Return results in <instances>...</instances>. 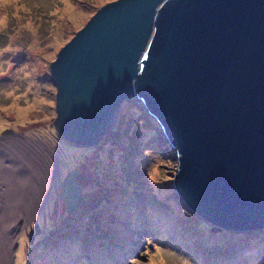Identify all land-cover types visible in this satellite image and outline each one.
<instances>
[{
  "label": "water",
  "instance_id": "water-1",
  "mask_svg": "<svg viewBox=\"0 0 264 264\" xmlns=\"http://www.w3.org/2000/svg\"><path fill=\"white\" fill-rule=\"evenodd\" d=\"M50 74L54 127L68 145H98L124 100L142 96L177 149L175 189L194 215L264 228V0H115L60 50ZM78 176H64L68 209L83 199Z\"/></svg>",
  "mask_w": 264,
  "mask_h": 264
},
{
  "label": "rangeland",
  "instance_id": "rangeland-1",
  "mask_svg": "<svg viewBox=\"0 0 264 264\" xmlns=\"http://www.w3.org/2000/svg\"><path fill=\"white\" fill-rule=\"evenodd\" d=\"M113 1L0 0V149L15 146L23 152L21 139H30L32 150L34 147L38 151L34 157L27 158L31 167L20 162L16 153L9 157L20 162L21 177L34 170L33 178L39 182L38 172L44 171L48 180L47 166L52 167L49 163L42 166L46 155L40 151H50L57 163L54 182H62L67 173L79 171L87 181L85 184L80 176L77 178V182L83 184L86 198L94 199L101 182L118 184L123 191L133 193L141 205L155 203L161 195L187 235L173 231L169 234L175 239L182 238L180 243L186 250L192 249L194 243L199 246L195 254H182L180 260H166L156 252L151 256L150 251L142 252L135 260H127V250L121 247L123 258L115 260L116 264H264V228L225 230L223 236L212 237L223 227L210 225L196 215H187L174 185V174L179 166L177 149L162 122L149 113L142 96L121 105L113 129L96 146H70L55 129L58 89L51 77L50 65L90 18ZM31 69L34 72L30 75ZM17 177L13 175L8 182H3L9 191L14 188ZM51 191L56 194L44 200L48 206L40 211L33 209V213L23 216L22 219L38 220L39 227L34 225L31 231L27 228L19 236L12 249V264H78L77 259L82 258L75 253H80L81 249L72 242L81 224L92 221V216H88L90 209L86 207L85 214H76L77 206L68 209L59 199L61 185H51ZM20 192L23 190L10 195ZM8 195L5 193V197ZM0 217L3 218L1 207ZM190 223L209 229L189 234ZM154 225L158 228L161 221ZM96 229L91 234L93 241L83 243V249L92 251L90 258L95 260L103 243L97 238L101 227L96 226Z\"/></svg>",
  "mask_w": 264,
  "mask_h": 264
},
{
  "label": "bare ground",
  "instance_id": "bare-ground-1",
  "mask_svg": "<svg viewBox=\"0 0 264 264\" xmlns=\"http://www.w3.org/2000/svg\"><path fill=\"white\" fill-rule=\"evenodd\" d=\"M33 72L34 70L31 69L30 75ZM126 101L131 102V98L124 100V102ZM21 141L24 143L23 152H20V149L15 146H7L6 149H0V207L3 215V218L0 217L1 264H12V249L14 250L13 247L17 239H20L19 236L27 228V230L30 229L31 231L32 227L38 222L34 218L33 221L31 218L22 219L23 216L26 213H33V209L40 211L43 210L46 205L48 206L47 201L44 200L46 198H54L56 194L51 191V185H61L62 191L63 181L60 182L61 180H59L57 183L54 182L55 178H53V176H55L57 163L55 162L54 154L50 151L49 153L45 150L40 151L46 155L42 166L43 164L49 163L52 167L49 168V166H47L49 175L48 180L44 176V171L42 173L38 172L40 176V179L38 178L39 182L33 178L34 170H32V172L29 170L27 172L28 175L21 177L19 163L24 162L26 166L31 167L32 164L28 163L27 158L34 157L36 153H38L36 148L33 147L32 150V145L29 143L30 139H21ZM59 141L63 143L61 140ZM1 143L2 141H0V144ZM18 144L19 143H17V145ZM12 153L18 155L20 162L16 163L14 160L9 159ZM3 162H8V164L4 165ZM7 173L9 174L6 175ZM13 175H18V177L14 182V188H11L9 191V188L3 182H8ZM100 184L101 189L94 195V199L86 198L83 192V199L81 203L77 205L76 214H85L84 211L87 207L90 209V214L88 216H92V221H86L81 224L82 228L77 232V236L72 244L78 245L87 242L94 228L100 226L101 230L97 233V238L99 240L110 237L117 244H127V260H135L142 256V252L147 251L151 252V256L156 252L162 254L166 260H180L182 254H187L189 256L199 251V246L196 243H194L193 250H186L180 243L183 240L182 238L171 239L168 237L167 234L171 231L184 235V237L187 234L183 232L182 225L178 222V217L174 215L173 210L164 204V199L161 195L157 197L160 200L157 199L155 203L141 205L136 201V197L133 193L123 191L118 184L114 182H101ZM79 185L82 186V182H80ZM79 185L77 184V187H80ZM4 187L6 189H3ZM17 190H23V192L12 193L10 195L11 192H17ZM25 191L26 194H24ZM72 191L73 189H67L66 191H62V193L70 198ZM5 193L9 194L8 198L5 197ZM177 196L180 198L187 215L193 217L198 210L192 204L185 201L179 192ZM26 202H28L27 207L23 213ZM47 217H50V215L48 214ZM156 221H161V225H159L158 228L154 225ZM136 223H142L145 226L144 232L137 237L131 235V229ZM169 226L172 228L166 232L165 229ZM208 229L209 228L204 225L200 228L190 223L188 230L189 234H191L203 231L207 232ZM212 229H214V227ZM221 230L222 231L214 232L212 237L223 236L222 233L225 230L235 231V229L226 226ZM210 239L211 237L209 241ZM185 251L189 253H185ZM77 261L78 264H103L92 258L80 257ZM153 261L155 260L153 259Z\"/></svg>",
  "mask_w": 264,
  "mask_h": 264
},
{
  "label": "clouds",
  "instance_id": "clouds-1",
  "mask_svg": "<svg viewBox=\"0 0 264 264\" xmlns=\"http://www.w3.org/2000/svg\"><path fill=\"white\" fill-rule=\"evenodd\" d=\"M175 191H176V189H175ZM135 225H137V226H139L141 229H142V231H135V232H131V235H133V236H139V235H141L143 232H144V230H145V226L142 224V223H136ZM215 227H217V226H215ZM168 235V237L169 238H171V239H175L174 237H173V235L172 234H167ZM108 247L110 248V250L112 251V253H113V259H112V261L111 262H115L114 260L115 259H117V258H119L120 256H122V254H121V247H124L126 250H127V244L126 243H122V244H117V243H115L114 241H110L109 243H108ZM191 250H193V248L191 249ZM78 256H82V258H86L84 255H81V254H79V253H76Z\"/></svg>",
  "mask_w": 264,
  "mask_h": 264
},
{
  "label": "flooded vegetation",
  "instance_id": "flooded-vegetation-1",
  "mask_svg": "<svg viewBox=\"0 0 264 264\" xmlns=\"http://www.w3.org/2000/svg\"><path fill=\"white\" fill-rule=\"evenodd\" d=\"M79 176L81 177V180H82V181L84 180L83 182L86 184L87 181H85L84 177H83L82 175H80V174H79ZM112 241H113V240H112ZM82 244H83V243H82ZM77 246L79 247V244H78Z\"/></svg>",
  "mask_w": 264,
  "mask_h": 264
},
{
  "label": "trees",
  "instance_id": "trees-1",
  "mask_svg": "<svg viewBox=\"0 0 264 264\" xmlns=\"http://www.w3.org/2000/svg\"><path fill=\"white\" fill-rule=\"evenodd\" d=\"M110 239V237H106L105 239H103L104 241H107V240H109ZM122 256H120L119 258H121ZM119 258H117V259H119ZM123 258V257H122ZM117 259H115V260H117ZM114 260V261H115Z\"/></svg>",
  "mask_w": 264,
  "mask_h": 264
}]
</instances>
